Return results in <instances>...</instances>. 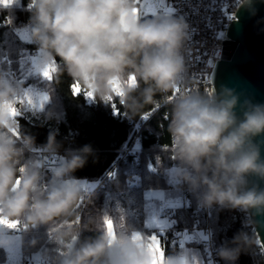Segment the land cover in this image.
I'll use <instances>...</instances> for the list:
<instances>
[{
    "label": "clouds",
    "instance_id": "1",
    "mask_svg": "<svg viewBox=\"0 0 264 264\" xmlns=\"http://www.w3.org/2000/svg\"><path fill=\"white\" fill-rule=\"evenodd\" d=\"M256 3L241 0L236 11L243 8L255 14ZM34 5L31 32L43 51L41 71L59 57L57 75L66 72L104 102L119 82L124 93L121 103L135 115L144 104L155 103L157 93L167 100L186 77L190 25L183 16L142 21L133 13L135 0H34ZM131 75L136 87L126 83ZM25 94L22 85L0 77V217L23 222L29 229L48 226L63 249V255L45 253L53 264H154L148 241L135 240L123 221L109 217L114 238L108 234L105 216H90L81 223L79 208L85 193L69 177L86 164L91 146L63 158L46 186L42 184L45 160L37 156L24 162L35 139L23 136L18 144L10 130L17 123L11 110ZM47 118L55 119L56 113L49 111ZM167 130L170 151L179 162L176 178L199 193L203 207L219 205L264 215V189L250 184L251 177L264 180V141L258 142L264 137V104L242 101L228 87L211 95L181 93L171 101ZM59 147L56 134L50 133L43 151L53 155ZM84 229L99 235L80 241ZM37 243L31 241L32 246ZM232 243L234 247L223 246L219 255L234 264L242 251L258 244V236L241 232ZM162 260L188 264L186 257H166L164 252Z\"/></svg>",
    "mask_w": 264,
    "mask_h": 264
},
{
    "label": "trees",
    "instance_id": "2",
    "mask_svg": "<svg viewBox=\"0 0 264 264\" xmlns=\"http://www.w3.org/2000/svg\"><path fill=\"white\" fill-rule=\"evenodd\" d=\"M34 7L33 0H25L19 7L0 8V21L28 25L27 27L32 29ZM149 19L155 18L149 15L140 20ZM1 32L3 39H0V51L10 59V66L6 65L5 68L14 71L22 87H32L46 93L49 98L42 111L43 114L41 113L45 121L41 118L31 120L24 117L15 118L17 123L14 132L19 138L17 143L22 144L23 136H32L35 139L34 150L41 149L48 144L50 133L54 132L56 141L60 145L58 151L62 154L61 159L86 145L91 146L92 152L87 156L86 164L76 169L69 177L83 184L85 199L79 208L81 223H86L90 216L111 217L117 223L123 221L131 228L132 234L140 232L146 236L145 192L171 188L173 184L169 171L179 167V162L170 151L171 136L167 129L171 117L165 119L163 114H158L148 122L143 132L142 151L138 155L121 159V150L129 144L135 124L141 116L151 112L161 102V94L157 93L154 97L156 102L144 104L135 115L125 108L121 98L114 97L113 104L119 109L117 114L113 104L104 102L99 97H95L93 102L89 103L85 95H75L72 87L76 81H73L66 72L59 76L56 72L53 73L51 80L35 72L29 56L38 44L34 40L30 44H25L17 36L16 29ZM40 55L43 56L41 48ZM55 63L62 64V61L56 57ZM140 87L143 85L140 84ZM49 111L56 113L55 119L47 118ZM35 157V154L25 152L24 162ZM118 161L112 175L104 180ZM43 172L42 184L47 185L52 178V172L49 169H43ZM130 174L141 177L139 186H128L127 179ZM99 182H103V185L95 188ZM179 185L183 191L190 190V200L197 210L200 223L204 224L206 211L201 205L199 193L193 192L185 183L180 182ZM208 208V220L219 250L225 245L234 247L232 243L234 238L239 233L246 232L242 211L219 205ZM183 212L188 214L192 222L191 211ZM18 224L25 227L20 238L24 257L28 259L38 252H43L44 255L46 252L51 255H63V249L57 245L48 226L41 225L29 229L23 222ZM98 235L96 231L84 229L79 235V240L95 239ZM32 240L38 243L32 246ZM196 245L203 246L200 241ZM254 249L255 247L250 251H242L234 264H256ZM174 251L169 250L167 255L171 257ZM1 256L6 257L5 251L0 247V262L3 259ZM47 258L50 264H53L52 259ZM220 261L221 264H233L221 256Z\"/></svg>",
    "mask_w": 264,
    "mask_h": 264
},
{
    "label": "built area",
    "instance_id": "3",
    "mask_svg": "<svg viewBox=\"0 0 264 264\" xmlns=\"http://www.w3.org/2000/svg\"><path fill=\"white\" fill-rule=\"evenodd\" d=\"M168 5L169 10L157 8L156 16H183L190 25V40L186 45V77L184 81L178 85L180 89L178 94L193 92L204 93L211 95L209 84V74L215 62L224 58L231 52V41L226 36V31L229 24L234 20L230 19V15L236 13L238 7H235L237 0H164ZM28 26V25H27ZM16 27L8 24L5 21H0V32L3 30H13ZM32 57H35L40 51V46L33 50ZM8 57L0 54V77L5 79H16V74L6 70L5 64L8 63ZM176 91L168 93V99L162 97V101L158 104L152 113L145 114L143 122L137 124L133 137L124 149L123 157H133L138 155L142 149L143 132L145 125L153 117L158 114H163L165 119L171 117V101L173 97L178 95ZM113 97H116L113 93ZM113 103V102H112ZM30 153L39 156L45 160L46 164H53L61 160L62 154L57 151L53 155H48L43 149L29 151ZM130 185H140L141 178H129ZM181 209L184 211L191 210V224L178 227L170 223L167 227H163L153 231L154 237L159 241L161 248L166 257H169L168 251L178 250L183 248L186 243L187 236L194 234L198 237L203 245L204 254L207 264H221L220 256L209 250L207 245L212 244L213 235L209 224V208L205 207L207 224L200 223L197 210L193 207L190 200V190L183 191ZM174 206L163 204L159 207L160 217L170 221L173 214ZM242 216L246 233L252 235L255 231L249 223V216L244 210ZM253 256H255L256 264H264V252L260 242L255 246Z\"/></svg>",
    "mask_w": 264,
    "mask_h": 264
},
{
    "label": "water",
    "instance_id": "4",
    "mask_svg": "<svg viewBox=\"0 0 264 264\" xmlns=\"http://www.w3.org/2000/svg\"><path fill=\"white\" fill-rule=\"evenodd\" d=\"M235 16L226 31L231 52L215 62L208 77L211 94L228 87L234 89L242 101L264 104V2L257 0L255 14L240 8ZM238 114L242 115L239 109ZM259 141H264V137L258 138ZM250 184L264 189V180L258 177H251ZM248 216L249 221L254 222L251 225L264 252V215L248 213Z\"/></svg>",
    "mask_w": 264,
    "mask_h": 264
},
{
    "label": "crops",
    "instance_id": "5",
    "mask_svg": "<svg viewBox=\"0 0 264 264\" xmlns=\"http://www.w3.org/2000/svg\"><path fill=\"white\" fill-rule=\"evenodd\" d=\"M24 2L25 0H13V2L8 5H0V8L5 9V8L19 7V6H22ZM16 34L19 37V39L22 40L25 44L27 43L30 44L33 41L31 29L27 26L17 28ZM1 38L3 39V32L0 33V39ZM0 54L6 55L2 53L1 51H0ZM30 59H32V56H29V60ZM8 60L9 61L8 63L5 64V67L6 65L10 66L9 57H8ZM33 61L34 60L32 59V62ZM32 62L30 60L32 69L35 71L34 66L32 65ZM8 71L14 72L10 69ZM81 87L83 88V85H81ZM77 184L80 185L81 188H83V185L81 183L80 184L77 183ZM182 194H183V190L180 188L179 183L177 185L174 184L169 189L148 190L145 192V213H146L145 223H146V228H147V235L145 236L144 234L140 232H136L143 237V241H149V238L154 237L153 235L154 230L167 227L170 223L178 227H182V226L184 227V226L191 224L190 217L188 216V214L183 212V210L181 209ZM161 203L174 206L173 214L171 216L170 221L164 220L160 217L159 207ZM3 228H4L3 231H0L1 238H4L5 240L10 241L11 243L13 241L20 239L19 234L11 233L10 231L6 229V227H3ZM199 241L200 240L198 239L196 235L189 234L187 236L185 246L183 248L175 250L172 253L171 257H177V258L186 257L188 264H207L205 254H204L205 249L203 248V246L196 245V243ZM42 259H43V256L40 253H38V254H34L30 256L26 260L22 258V263L23 264H40ZM6 263H7V259L5 257L4 259H2L0 264H6Z\"/></svg>",
    "mask_w": 264,
    "mask_h": 264
},
{
    "label": "rangeland",
    "instance_id": "6",
    "mask_svg": "<svg viewBox=\"0 0 264 264\" xmlns=\"http://www.w3.org/2000/svg\"><path fill=\"white\" fill-rule=\"evenodd\" d=\"M143 6H146L145 9H143ZM137 7L139 8L140 10V19L145 17V16H156V10L157 8H162L164 10H169V7L168 5L165 3L164 0H139V2L137 3ZM14 25L17 29V28H20V27H26L24 25H15V24H12ZM30 56H32V54H30ZM41 58L42 56L40 55V51L38 52V54L35 56V58L32 57V59L34 60L32 62V59L31 62H32V65L34 66V69L36 72H39L43 77H45L43 75V71H41L40 69V61H41ZM9 80V79H7ZM9 81L13 82L14 84H20V81L17 79L13 80V79H10ZM23 89L25 90V93L27 94H30L33 96V99L36 101V104H37V107L36 108H32L28 105H24L22 108H21V114L17 117H24V118H27L29 120L31 119H37V118H41L45 121V118H42V111L39 110V105L41 103V100L42 98L47 95L46 93H43L41 91H37L35 90L34 88L32 87H23ZM89 90V89H87ZM48 97V96H47ZM86 99L89 103L93 102L94 99H89L87 96H86ZM49 101V98L43 102V109H44V106L45 104ZM107 102V101H106ZM114 102V97H113V101ZM112 102H110L111 104H113ZM42 113V114H41ZM15 117V118H17ZM12 133L15 134L14 130L12 129L11 130ZM133 137V136H132ZM132 139V138H131ZM131 141V140H130ZM129 141V143H130ZM41 149H44V148H41ZM126 149V147L124 148ZM142 151V149H141ZM141 153V152H140ZM62 161V160H61ZM61 161H58L56 163H53V164H47L46 166H48V168L50 169V171L52 172V170L61 162ZM176 173H177V169L175 168H172L170 171H169V177L171 179V182L172 184L174 185H177L178 183H180V181L176 178ZM129 176V175H128ZM131 178H141L139 175L137 174H130ZM142 181V180H141ZM179 181V182H178ZM76 182V181H75ZM78 183V182H77ZM80 184V183H79ZM82 184V183H81ZM141 184V183H140ZM83 185V184H82ZM94 187V186H93ZM92 187V188H93ZM3 227H6V229L8 231H10L11 233H14V234H19L20 238H21V233L23 232L24 230V226L22 225H17L15 228H12V227H9L7 224H2L0 223V231H3ZM212 230V229H211ZM5 239L4 238H1L0 237V241H4ZM10 245V246H9ZM0 247L5 251V255H6V259H7V263L6 264H23L22 263V258H24L25 260L27 259V257H24L21 253V239H18L16 241H13L12 243L10 242L9 244L7 245H4L2 243H0ZM40 253L42 256H43V259L41 260L40 264H50V262L48 261V258L45 257L44 253L43 252H38ZM38 253H35V254H38ZM2 257V256H1ZM4 259V257H2Z\"/></svg>",
    "mask_w": 264,
    "mask_h": 264
},
{
    "label": "snow or ice",
    "instance_id": "7",
    "mask_svg": "<svg viewBox=\"0 0 264 264\" xmlns=\"http://www.w3.org/2000/svg\"><path fill=\"white\" fill-rule=\"evenodd\" d=\"M12 2H13V0H0V3H3L4 5H8ZM135 2L138 3L139 0H135ZM240 2H241V0H237V2H235V7H239ZM133 13L137 16L138 19H140V10L138 7L133 9ZM229 18L235 19L236 18L235 13L231 14ZM55 72H56V63H55V61H53V63L46 70L43 71V75L47 79L51 80V79H53V73H55ZM126 83L128 84L129 87H136L138 85V82H137L136 77L134 75L129 76L128 81ZM72 91L75 95L83 94V95L87 96L89 99H95L94 93L90 90L83 89L78 81L76 83H74V85L72 87ZM175 91L178 94L180 89L177 87V89ZM113 93L118 98H121L124 95L123 86L121 83L116 82L113 84ZM174 98L175 97H173V99ZM47 99H48L47 95H45L42 98L41 103L39 105V110H41V111L43 110V102L46 101ZM106 101L112 102L113 96L107 97ZM18 105H19L18 107L13 108L11 110V113H12L14 118L21 114V108L24 105H28L32 108L37 107L36 101L33 99V96L30 94H27V93L25 94V96L23 98H21L18 101ZM113 107H114V109H116L117 114H119V109H117L115 107V104H113ZM13 130L15 131V129H13ZM21 170H23V169H21ZM0 223L7 224L9 227L15 228L19 222L18 221L17 222L7 221V220L3 219L2 217H0ZM105 225H106V228L108 230L109 236L114 238V235H115L114 223L109 217H105ZM133 238L135 240H138V241H143V237L138 233L133 234ZM148 247L153 254L154 264H163V260H162L163 249L161 248L159 241L155 237L149 238Z\"/></svg>",
    "mask_w": 264,
    "mask_h": 264
},
{
    "label": "bare ground",
    "instance_id": "8",
    "mask_svg": "<svg viewBox=\"0 0 264 264\" xmlns=\"http://www.w3.org/2000/svg\"><path fill=\"white\" fill-rule=\"evenodd\" d=\"M34 1V0H33ZM34 52V51H33ZM32 52V53H33ZM83 89H87L85 86H83ZM210 89H211V86H210ZM161 101H162V99H161ZM159 104V103H158ZM158 104L154 107V109L151 111V112H149V113H152L154 110H155V108L158 106ZM149 113H146V114H149ZM145 115V114H144ZM144 115H142L141 116V118L138 120V122L135 124V127H134V130H133V134H134V131H135V128H136V126H137V124L141 121V123L143 122V119H144ZM164 118H165V116H164ZM170 118V117H169ZM152 120V119H151ZM149 122V121H148ZM148 122L146 123V125L148 124ZM145 125V126H146ZM12 133V132H11ZM16 138H17V140H19V138H18V136L16 135V134H14V133H12ZM133 136V135H132ZM129 145V144H128ZM123 153H124V148L121 150V159H125V158H128V157H125V158H122L123 157ZM62 160V159H61ZM61 160H59V161H61ZM118 163H119V161L118 162H116V164H115V166L113 167V169L107 174V176L105 177V179L104 180H107L111 175H112V173L114 172V169L116 168V166L118 165ZM44 169H49L48 168V166H46ZM50 170V169H49ZM130 178V177H129ZM128 178V179H129ZM128 179H127V184H128V186L129 187H134V186H139V185H137V184H133V185H130V183L128 182ZM103 185V182H99L97 185H96V187L95 188H98V187H101ZM46 186V185H45ZM164 203H161L160 204V206L161 205H163ZM188 211V210H187ZM191 211V210H190ZM207 224V218H206V220H205V223L204 224H202V225H206ZM210 224V223H209ZM183 227V226H182ZM24 230H25V227H24ZM206 248H208L209 250H211L213 253H215L216 255H218V256H220L219 255V253H218V250H219V246L215 243V241H214V239H213V242H212V244H210V245H207V247ZM205 249V248H204ZM255 257V256H254Z\"/></svg>",
    "mask_w": 264,
    "mask_h": 264
}]
</instances>
